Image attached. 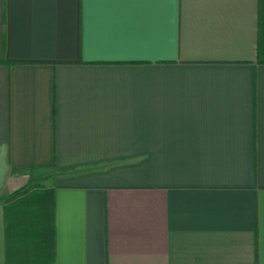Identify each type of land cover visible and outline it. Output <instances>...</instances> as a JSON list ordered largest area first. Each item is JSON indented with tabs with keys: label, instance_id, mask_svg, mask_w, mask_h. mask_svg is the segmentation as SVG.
Returning a JSON list of instances; mask_svg holds the SVG:
<instances>
[{
	"label": "crops",
	"instance_id": "crops-1",
	"mask_svg": "<svg viewBox=\"0 0 264 264\" xmlns=\"http://www.w3.org/2000/svg\"><path fill=\"white\" fill-rule=\"evenodd\" d=\"M0 264H264V0H0Z\"/></svg>",
	"mask_w": 264,
	"mask_h": 264
},
{
	"label": "trees",
	"instance_id": "trees-1",
	"mask_svg": "<svg viewBox=\"0 0 264 264\" xmlns=\"http://www.w3.org/2000/svg\"><path fill=\"white\" fill-rule=\"evenodd\" d=\"M28 189H29V188H26V189L23 190V191H20V192H17V193H14V194L10 195V196L7 198V200H11V199H13V198H15V197H17V196H19V195L25 193Z\"/></svg>",
	"mask_w": 264,
	"mask_h": 264
}]
</instances>
